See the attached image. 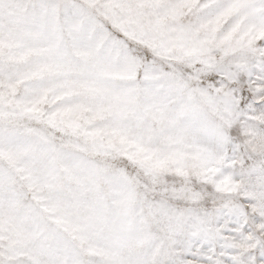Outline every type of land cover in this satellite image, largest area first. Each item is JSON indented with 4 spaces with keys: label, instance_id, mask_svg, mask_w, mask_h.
<instances>
[{
    "label": "snow or ice",
    "instance_id": "snow-or-ice-1",
    "mask_svg": "<svg viewBox=\"0 0 264 264\" xmlns=\"http://www.w3.org/2000/svg\"><path fill=\"white\" fill-rule=\"evenodd\" d=\"M0 264H264V0H0Z\"/></svg>",
    "mask_w": 264,
    "mask_h": 264
}]
</instances>
